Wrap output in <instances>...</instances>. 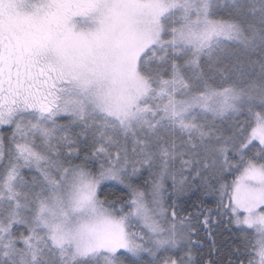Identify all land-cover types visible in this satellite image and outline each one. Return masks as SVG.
Segmentation results:
<instances>
[{
	"label": "snow or ice",
	"instance_id": "6c2138e0",
	"mask_svg": "<svg viewBox=\"0 0 264 264\" xmlns=\"http://www.w3.org/2000/svg\"><path fill=\"white\" fill-rule=\"evenodd\" d=\"M0 264H264V0H0Z\"/></svg>",
	"mask_w": 264,
	"mask_h": 264
},
{
	"label": "trees",
	"instance_id": "16d2710c",
	"mask_svg": "<svg viewBox=\"0 0 264 264\" xmlns=\"http://www.w3.org/2000/svg\"><path fill=\"white\" fill-rule=\"evenodd\" d=\"M189 204H191V202H189ZM186 211H195V209L189 207L188 209H186Z\"/></svg>",
	"mask_w": 264,
	"mask_h": 264
}]
</instances>
